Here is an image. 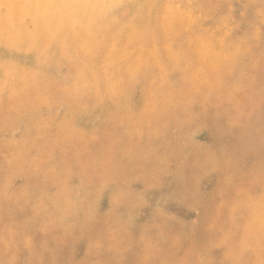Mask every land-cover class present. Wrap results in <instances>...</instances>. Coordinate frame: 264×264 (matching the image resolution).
I'll use <instances>...</instances> for the list:
<instances>
[{"label": "rangeland", "instance_id": "374dc122", "mask_svg": "<svg viewBox=\"0 0 264 264\" xmlns=\"http://www.w3.org/2000/svg\"><path fill=\"white\" fill-rule=\"evenodd\" d=\"M115 20L79 39L91 58L59 28V57L0 66V264H264V0H131ZM211 33L218 70L192 43Z\"/></svg>", "mask_w": 264, "mask_h": 264}, {"label": "bare ground", "instance_id": "6f19581e", "mask_svg": "<svg viewBox=\"0 0 264 264\" xmlns=\"http://www.w3.org/2000/svg\"><path fill=\"white\" fill-rule=\"evenodd\" d=\"M55 3H59V0H54ZM53 3V0H0V37L1 38V42H0V66L1 64L4 65V62H12L13 64L15 63L16 65H18L19 67H22L25 71H27L28 73H30L31 67L35 64L36 60H47L49 59V57L53 58V57H59L58 54H56L55 52H52L54 49V41H50V44H46L45 42V37L46 34L48 33H52V34H56L55 38H58V30L60 29H64L67 35V41L65 39V43H68L67 46L66 44V50H73V49H78V50H82V54L81 56H89L91 52V50L87 47H84L83 45L81 46L79 44V39L86 37V34L91 33V35L95 36V34L101 33L103 28H97L94 27V29H92V25L93 24H86L85 22H83L78 16L76 15H67L65 14L62 10L56 8L53 6V10H51V5ZM170 3V2H169ZM4 4H8L10 5V7L8 8H3L2 5ZM143 5V4H142ZM150 5V4H149ZM138 6V4H137ZM169 5H166V7ZM144 7V6H143ZM159 7V6H158ZM138 8L137 7V11L136 13H138ZM162 8V7H161ZM136 9V7H135ZM146 9V8H145ZM157 9V7H156ZM166 9V8H165ZM143 10V9H142ZM149 10V9H148ZM161 10V9H160ZM159 10V11H160ZM167 10V9H166ZM187 10V9H186ZM145 11V10H144ZM165 13V10H163ZM171 13H176L178 15L180 14L175 10L172 9V7L169 8V10ZM166 11V13H167ZM180 11V10H179ZM185 11V10H184ZM169 12V13H170ZM189 13V10L188 12ZM146 14V13H145ZM174 15V16H178V15ZM149 16V15H148ZM148 18V17H147ZM58 19V20H57ZM191 19V18H190ZM193 19V18H192ZM57 20V21H56ZM116 21V20H115ZM149 22V20H148ZM161 22V21H160ZM164 23V22H161ZM113 24V23H112ZM118 24V23H117ZM111 25V24H110ZM159 25V24H158ZM181 25V24H179ZM113 27V26H112ZM123 27V26H122ZM139 27V26H138ZM142 27V26H141ZM160 27V26H159ZM162 27V26H161ZM122 29V28H120ZM140 29V28H139ZM137 28V30H139ZM204 29V28H203ZM221 29V28H220ZM214 30V29H213ZM119 31V30H118ZM212 31V30H211ZM209 30V32H211ZM224 31V29H223ZM222 31V32H223ZM15 32L19 33L21 36L30 39L32 37L34 38H38L40 40H37L36 43H34V45H29L27 46V48L23 47V49L20 47H9L5 40V39H9ZM213 32V31H212ZM227 32V31H226ZM117 33V32H116ZM220 33V32H219ZM115 33H112V35ZM118 34V33H117ZM224 34V32H223ZM90 35V37H91ZM99 35V34H98ZM106 35V34H105ZM150 35L151 32H150ZM163 36V35H162ZM106 37V36H105ZM216 35L213 33L211 34H207V35H203L200 38H195V40L192 41L193 46L195 47V52L197 54V57L199 60H202L203 64H205L206 66H209L210 68H213L215 70H218V68L222 65L221 60H223V54H222V50L220 47V41L219 38L216 39ZM224 37V36H222ZM167 39V38H166ZM109 40V37L107 36L106 38V42ZM27 41V40H26ZM189 41V40H188ZM31 42V41H30ZM104 42V41H103ZM172 42V40H171ZM134 43V42H133ZM151 43V42H150ZM163 43V42H162ZM167 43V42H166ZM43 44L45 46H51L53 47L52 51H45L44 52V48H43ZM107 44V43H106ZM148 44V43H147ZM130 45V44H129ZM134 45V44H133ZM136 45V44H135ZM164 45V44H163ZM186 45V44H185ZM189 45V44H188ZM139 46V45H138ZM141 46V45H140ZM151 46V45H150ZM160 46V44H159ZM225 46V45H224ZM126 47V46H125ZM128 47V46H127ZM131 47H133L131 45ZM216 47L219 48V51L216 50ZM49 48V47H48ZM119 48V47H118ZM145 48V47H144ZM156 48V47H155ZM160 48H163L162 45ZM159 48V49H160ZM228 48V46L226 47ZM242 48V47H241ZM115 49V48H113ZM138 49V47H137ZM154 49V48H153ZM84 50V51H83ZM126 50V49H125ZM143 50V49H142ZM225 50V49H224ZM55 51V49H54ZM57 51V50H56ZM136 52V50H134ZM140 51V50H138ZM162 51V50H160ZM185 51V50H184ZM110 52V51H109ZM128 52V51H127ZM145 52V51H143ZM156 52V51H155ZM229 52V51H228ZM227 52V53H228ZM232 52V51H231ZM120 53V51H118V49H115V52L111 53H106V56L104 55L101 58H105V59H113L114 57H116L118 54ZM123 53H125L123 51ZM134 53V52H133ZM132 53V54H133ZM142 52L140 51V54ZM165 53V52H164ZM145 54V53H143ZM163 54V53H162ZM166 54V53H165ZM164 54V55H165ZM233 53H230V55ZM156 55V54H155ZM167 56V55H166ZM174 56V55H173ZM183 56V55H182ZM188 56V55H187ZM232 56V55H231ZM90 57V56H89ZM88 57V58H89ZM169 57V56H168ZM190 57V56H189ZM228 57V56H227ZM226 57V58H227ZM71 58V57H70ZM85 61H87V59ZM91 58V57H90ZM132 58V57H130ZM138 58V57H137ZM186 58V56H185ZM225 58V57H224ZM140 59V58H139ZM145 59V58H144ZM191 59V58H190ZM195 59V58H194ZM231 59V58H230ZM7 60V61H6ZM3 62V63H2ZM44 62V61H43ZM105 62V61H104ZM72 63V62H71ZM190 63V62H188ZM38 64V63H36ZM91 64V62H90ZM199 63H197L198 65ZM6 65V64H5ZM15 66V65H14ZM102 66V65H100ZM194 66V65H193ZM26 67L28 68L26 70ZM92 67V65H91ZM141 67V66H140ZM182 67V66H181ZM191 67V66H189ZM196 67V66H195ZM198 67V66H197ZM208 68V67H207ZM21 69V68H19ZM30 69V70H29ZM184 69V68H183ZM198 69V68H197ZM206 69V68H205ZM22 70V69H21ZM29 70V71H28ZM191 70V69H189ZM199 70V69H198ZM222 70V69H221ZM159 71V70H158ZM197 71V70H196ZM208 71V70H207ZM5 72V71H4ZM157 72V70H156ZM162 72V71H161ZM2 73V71L0 72ZM209 73V71L207 72ZM211 73V72H210ZM82 75V74H81ZM187 75V74H186ZM189 75V74H188ZM194 75V74H193ZM210 75V74H209ZM87 76V75H86ZM192 76V75H191ZM196 77V76H195ZM208 77V76H207ZM217 77V76H216ZM164 78V77H163ZM214 78V76H213ZM3 79V76L0 77V82H2L1 80ZM37 79V78H36ZM82 80L84 78H81ZM197 79V78H196ZM195 80V79H194ZM198 80V79H197ZM201 80V79H199ZM204 80V78H203ZM208 80V78H207ZM9 82V81H7ZM195 82V81H194ZM197 82V81H196ZM199 82V81H198ZM197 82V83H198ZM205 82V81H204ZM208 82V81H206ZM81 83V82H80ZM203 83V81H202ZM201 83V84H202ZM46 84V83H45ZM5 85V84H4ZM131 85V84H130ZM207 85V84H206ZM218 85V84H217ZM195 86V85H194ZM205 87V85H203ZM133 87V86H132ZM197 88V87H196ZM207 88V87H206ZM209 88V87H208ZM97 89V88H96ZM194 89V88H193ZM202 89V88H201ZM195 90V89H194ZM196 91V90H195ZM204 91V90H203ZM208 91V90H207ZM102 92V91H99ZM192 92V91H191ZM201 93V92H200ZM5 94V93H4ZM104 94V93H103ZM113 94V93H111ZM115 94V93H114ZM117 94V93H116ZM115 94V95H116ZM185 94V93H184ZM119 95V94H118ZM187 95V94H186ZM204 95V94H203ZM95 96V95H94ZM103 97V96H102ZM1 98V97H0ZM148 98V97H147ZM146 98V100H147ZM153 98V97H152ZM5 100V99H4ZM111 100V99H110ZM145 101V100H144ZM150 101V100H149ZM169 101V100H167ZM44 102V101H43ZM112 103V101H111ZM187 103V102H186ZM113 104V103H112ZM45 105V104H44ZM43 105V106H44ZM169 105V104H168ZM97 105L95 104V107ZM141 106V105H140ZM144 106V105H143ZM117 107V106H116ZM115 107V108H116ZM146 108V107H145ZM148 108V107H147ZM146 108V109H147ZM98 109V108H97ZM96 109V110H97ZM144 113V111H143ZM121 115V114H120ZM145 115V114H144ZM123 116V114H122ZM140 116V115H139ZM150 117V116H149ZM103 118V117H102ZM143 118L140 117V119ZM46 119V118H45ZM119 119V118H118ZM145 121L146 119L143 118ZM47 120V119H46ZM149 120V119H148ZM108 121V120H107ZM121 121V117L120 120ZM66 124V123H65ZM46 127V126H45ZM149 128V127H148ZM150 129V128H149ZM148 130V129H147ZM150 133V132H149ZM80 134V133H79ZM70 135V134H69ZM68 135V136H69ZM149 135V134H148ZM66 136V135H65ZM64 136V137H65ZM67 136V137H68ZM78 136V135H77ZM146 136V135H145ZM66 137V138H67ZM70 138V137H68ZM147 138V137H146ZM151 143V142H150ZM152 145V144H151ZM155 149V148H154ZM166 151V150H165ZM171 151V150H170ZM169 155V154H168ZM185 158V157H184ZM121 163V162H120ZM174 164V163H173ZM150 172V171H149ZM162 173V172H161ZM158 174V173H157ZM159 175V174H158ZM137 176V175H136ZM148 176V175H146ZM149 178V177H148ZM178 178V177H177ZM136 183V182H134ZM129 185V184H128ZM124 187V186H123ZM122 187V188H123ZM102 193V192H101ZM170 197V196H169ZM140 198V197H139ZM138 198V199H139ZM76 203V202H75ZM91 203V202H90ZM250 204V203H249ZM13 206V205H12ZM14 207V206H13ZM264 207V206H263ZM158 209V208H157ZM156 209V210H157ZM10 210V209H9ZM11 211V210H10ZM261 214V213H260ZM263 214V213H262ZM258 215V214H257ZM258 216H257V220H258ZM264 218V217H262ZM261 219V217H260ZM262 221H264V219H261ZM259 230L261 233H264V223L263 225L259 226ZM261 249V248H260ZM255 254H257L256 256L262 257L264 254V249L262 250H257L255 252ZM254 254V255H255ZM258 260V259H257ZM201 262V261H200ZM259 262H261L259 260Z\"/></svg>", "mask_w": 264, "mask_h": 264}, {"label": "clouds", "instance_id": "9594fccd", "mask_svg": "<svg viewBox=\"0 0 264 264\" xmlns=\"http://www.w3.org/2000/svg\"><path fill=\"white\" fill-rule=\"evenodd\" d=\"M126 2L131 0H59V3L53 0L52 6L67 15L78 16L86 24H95L97 28H103L115 21L118 10ZM2 7L8 8L10 5L4 4ZM72 87L76 88L75 85ZM73 99L76 97L74 96Z\"/></svg>", "mask_w": 264, "mask_h": 264}]
</instances>
